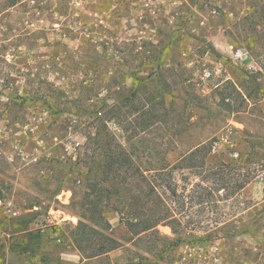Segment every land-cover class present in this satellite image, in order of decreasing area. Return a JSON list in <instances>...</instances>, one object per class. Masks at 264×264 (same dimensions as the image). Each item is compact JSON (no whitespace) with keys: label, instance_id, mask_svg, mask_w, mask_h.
Returning a JSON list of instances; mask_svg holds the SVG:
<instances>
[{"label":"rangeland","instance_id":"374dc122","mask_svg":"<svg viewBox=\"0 0 264 264\" xmlns=\"http://www.w3.org/2000/svg\"><path fill=\"white\" fill-rule=\"evenodd\" d=\"M117 145L120 189L171 172L137 202L173 215L154 237L104 192ZM0 202L2 264H264V0H0Z\"/></svg>","mask_w":264,"mask_h":264},{"label":"trees","instance_id":"16d2710c","mask_svg":"<svg viewBox=\"0 0 264 264\" xmlns=\"http://www.w3.org/2000/svg\"><path fill=\"white\" fill-rule=\"evenodd\" d=\"M134 79L135 81H139L137 75L134 77ZM131 97L134 98V94ZM101 122L103 123V120H101ZM107 140L110 143L111 137ZM108 142L106 141L104 143L101 141L100 138L94 139V143H103L101 145L102 147L108 146L107 148H109L110 144ZM207 142L208 140H203L193 145V147L185 153L182 160L190 162L194 158L198 157L199 153H203L200 163L204 164V160H206L209 157L211 151V148L210 147L208 148ZM117 146H118L117 151L119 152L118 154L114 155V152L111 149H109L110 152L108 153L107 156L104 157L106 162L97 165V168L106 175L107 178L106 182L108 183L109 181L110 186L108 188H105L104 192L111 194L114 191L115 193L120 194L121 196L124 194V207L119 208L118 206L115 207L113 206V210L123 215V223L127 230L132 229L134 231V234L136 236H139V239H144V238L146 239V238H150L151 236L154 237L155 233H158V230L156 229L157 226L161 223L162 224L170 223L173 220L172 219L173 215H171V212H169V209L167 207H165L161 213H157L154 207L143 208V206H139L137 202L138 200L146 199L154 195L156 192L154 187L150 185V179L146 176L147 174H153V172L155 171H156L155 173L159 172L161 174L162 173L166 174L171 172H167L168 166H163L162 168L157 170L153 169L149 165L143 166L142 169L138 168V170L136 168V172L137 171L139 172L141 179L145 181L146 184L143 186L142 191L139 192V194L126 192V190L123 187L122 189H120V186H123V184L127 180V177L126 176L122 177L121 174H125L126 171L123 173V170L128 171L132 167L134 168L133 158L126 155V152H124V149L121 146L119 145ZM187 164H183L182 167L183 168L193 167L192 165L190 166V164L189 165ZM196 167L199 168L200 166H196ZM201 167L203 166L201 165ZM93 187L94 189L96 188L95 185H93ZM99 196L103 197L104 194L103 195L99 194ZM85 211H87V209ZM84 217H86L85 214L83 215L80 214L79 216L80 221L78 228L80 234L79 236L76 237V242L83 256L85 258H91L92 256L86 254V246H83L82 244L83 242L86 241V239H88L91 232V230L88 229V223L85 222ZM2 225L5 224L2 221H0V228L2 227ZM104 238L105 239L103 240V242L100 243L98 242V248L95 249H97L96 252L98 251L99 253L96 254L95 256L106 254L110 251L116 250L123 246V244H120V242H118L113 238H109V237L108 238L104 237ZM93 246L95 247V245ZM4 251L5 250L3 248V245L0 244V264L3 263Z\"/></svg>","mask_w":264,"mask_h":264},{"label":"built area","instance_id":"2783aa9c","mask_svg":"<svg viewBox=\"0 0 264 264\" xmlns=\"http://www.w3.org/2000/svg\"><path fill=\"white\" fill-rule=\"evenodd\" d=\"M244 56V50H238L236 53H235V58L237 59H242ZM213 75V73L210 71V70H206L204 72V78L205 79H209L211 76ZM219 145V142L218 141H214L213 145H212V149L215 150ZM1 203V202H0Z\"/></svg>","mask_w":264,"mask_h":264},{"label":"crops","instance_id":"0c3cea01","mask_svg":"<svg viewBox=\"0 0 264 264\" xmlns=\"http://www.w3.org/2000/svg\"><path fill=\"white\" fill-rule=\"evenodd\" d=\"M8 264H16V263L12 261L11 259H8Z\"/></svg>","mask_w":264,"mask_h":264}]
</instances>
